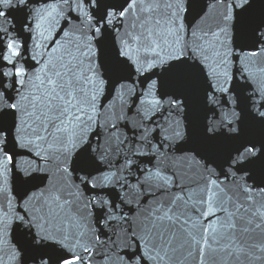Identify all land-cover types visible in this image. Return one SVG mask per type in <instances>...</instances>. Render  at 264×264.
Wrapping results in <instances>:
<instances>
[{
	"label": "water",
	"instance_id": "water-1",
	"mask_svg": "<svg viewBox=\"0 0 264 264\" xmlns=\"http://www.w3.org/2000/svg\"><path fill=\"white\" fill-rule=\"evenodd\" d=\"M0 264H264V0H0Z\"/></svg>",
	"mask_w": 264,
	"mask_h": 264
}]
</instances>
